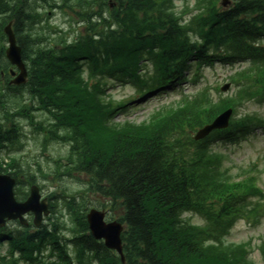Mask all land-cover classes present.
Returning a JSON list of instances; mask_svg holds the SVG:
<instances>
[{
    "label": "trees",
    "instance_id": "obj_1",
    "mask_svg": "<svg viewBox=\"0 0 264 264\" xmlns=\"http://www.w3.org/2000/svg\"><path fill=\"white\" fill-rule=\"evenodd\" d=\"M61 1L75 8V14L84 20L85 33L71 43L38 46L30 34L38 21L32 0H0V37L5 38L3 25L13 20L23 56L31 61L27 89L41 108L57 117L59 125L73 129L79 167L92 175V185L122 201L126 264H250L245 250L224 247L221 238L229 223L245 216L244 195L260 191L252 182L225 184L226 170L206 158L208 141L193 147L192 155L179 144L177 132L189 129L185 120L200 112L198 102L158 113L151 124L110 127L99 106V86L90 87L80 77L79 62L88 59L97 73H123L139 79L140 60L149 53L157 67L151 80L159 82L178 76L192 56L203 58L211 47H225L231 59H264V48L253 45L264 36V0H236L231 10L223 13L212 11L216 9L213 0H206V12L195 20L199 29L204 24L208 27L199 30L204 33L200 45L189 40V27L179 22L172 0H117L113 8L108 0ZM105 10L109 13L106 17ZM262 72L264 75V69ZM208 112L214 109L202 110L199 123ZM9 122L11 119L0 123L2 145L17 137L15 123L11 127ZM9 169L0 160V172L17 179L16 167ZM75 211L76 222L86 230L87 223L78 209ZM185 211L203 213L208 224L204 228L189 225L181 219ZM57 240L56 228L50 232L43 226L34 234L29 230L21 233L12 245L29 264H55L40 257L46 245L57 246ZM73 240L77 249L93 251L103 263L106 259L109 264H120L115 254L84 231ZM56 249L61 260L58 264H69L66 251Z\"/></svg>",
    "mask_w": 264,
    "mask_h": 264
},
{
    "label": "rangeland",
    "instance_id": "obj_2",
    "mask_svg": "<svg viewBox=\"0 0 264 264\" xmlns=\"http://www.w3.org/2000/svg\"><path fill=\"white\" fill-rule=\"evenodd\" d=\"M189 5H193L194 1L189 0ZM179 4V3H178ZM180 5V4H179ZM179 7H182L180 5ZM54 11V15H52L50 22L57 29H61L62 31L69 33L75 27V24L71 22L70 17L66 15L59 8H56ZM67 12H70L67 10ZM48 32L50 30L46 29ZM231 71L228 67H224L222 65H215L214 67H207L202 70V76L198 79V86H194L190 83V81L183 82L180 88L186 90V92L190 93L194 89L200 88L204 84H208L209 82L216 80H225L226 75H230ZM109 91L108 94L112 97H116L119 99H125L126 97L137 94L134 87L130 84L119 83L117 81H109ZM179 93V90H176ZM173 92V88H163L161 92H154L148 94L145 98L136 99L123 111H120L115 120L119 122H123L126 120L140 122L143 119H146L149 112H151L154 108L158 106L159 103L170 102L173 99L178 97V93ZM27 95L21 96V98L13 99L11 101V97L9 99L8 105L15 106L18 103H22V100L26 101ZM249 110H258L264 112V107H256L254 105H248ZM47 114L42 112H37L38 119H46ZM20 123L22 125V132L24 136L21 138V142L15 146V153L10 154L12 157H16L20 160L18 165H21L25 170L35 172L38 179V184L43 185V193H51L53 191L61 193V191L65 194H74L77 191H80L82 187L79 180L69 177V176H59L55 174L57 170H64L65 167L55 162V159L62 160L64 156L68 152L69 146L57 143V142H45L44 135L38 133L33 129L29 123L21 119ZM220 147L217 146L216 149ZM222 148V146H221ZM228 152L230 153V163L235 165V170L239 169L242 166H247L251 162H258L259 167L263 168L261 174V182L260 184L264 187V131L257 130L253 136L250 137L248 141H242L240 144H236L230 146L228 148ZM4 157H8L6 153H4ZM7 159V158H6ZM41 167L42 170H39ZM41 171L47 175V177L41 176ZM42 173V174H43ZM59 194V199L57 200L58 208L63 213V221L68 223L69 225L71 221L67 211L63 207V202L66 196H61ZM87 207H96L100 204L94 199L92 195L88 196V200L86 202ZM109 218V216H108ZM110 219V218H109ZM196 221V218H194ZM47 223L48 221L45 220ZM15 226V225H13ZM264 236V218L262 221L256 225L251 226L245 222H239V224L234 227L231 231L230 236L228 237V241H245L246 239H253L254 245L260 242V238ZM2 253L6 250V246L2 247ZM69 250L73 249L69 247ZM260 252L256 249L252 257L257 264H264V260L261 258Z\"/></svg>",
    "mask_w": 264,
    "mask_h": 264
},
{
    "label": "water",
    "instance_id": "obj_3",
    "mask_svg": "<svg viewBox=\"0 0 264 264\" xmlns=\"http://www.w3.org/2000/svg\"><path fill=\"white\" fill-rule=\"evenodd\" d=\"M6 32L9 35V41L11 43V48L8 51V55L13 62L21 65L20 48L15 46V37L10 25L7 26ZM17 81L19 82V80ZM12 186L13 180H11L8 176H0V224L4 223V219L6 216H21L23 212L29 209H33L37 212L36 221L38 222L41 218V210L45 209V205H39L37 203L39 198L37 191H34L30 200L25 204H17L13 198ZM101 216V214H96L95 212L89 215L91 227L95 235L97 237H106L107 244L109 246L118 248V245L120 244V228L117 227L116 224H103Z\"/></svg>",
    "mask_w": 264,
    "mask_h": 264
}]
</instances>
